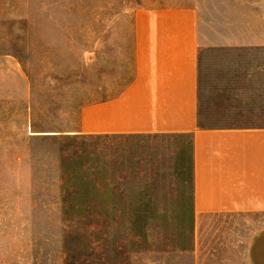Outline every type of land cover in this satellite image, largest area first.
Returning a JSON list of instances; mask_svg holds the SVG:
<instances>
[{
	"label": "rangeland",
	"instance_id": "1",
	"mask_svg": "<svg viewBox=\"0 0 264 264\" xmlns=\"http://www.w3.org/2000/svg\"><path fill=\"white\" fill-rule=\"evenodd\" d=\"M253 1L0 0V264H190V136L78 134L80 113L129 78L136 9L240 32Z\"/></svg>",
	"mask_w": 264,
	"mask_h": 264
},
{
	"label": "crops",
	"instance_id": "2",
	"mask_svg": "<svg viewBox=\"0 0 264 264\" xmlns=\"http://www.w3.org/2000/svg\"><path fill=\"white\" fill-rule=\"evenodd\" d=\"M246 8L240 32L219 9H136L129 78L80 113L78 134L190 136V264H264V0Z\"/></svg>",
	"mask_w": 264,
	"mask_h": 264
}]
</instances>
